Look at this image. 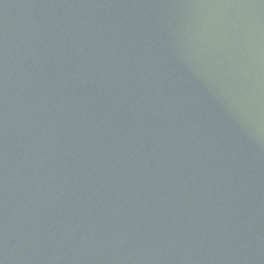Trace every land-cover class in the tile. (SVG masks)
<instances>
[{
    "label": "water",
    "instance_id": "95a60500",
    "mask_svg": "<svg viewBox=\"0 0 264 264\" xmlns=\"http://www.w3.org/2000/svg\"><path fill=\"white\" fill-rule=\"evenodd\" d=\"M0 264H264V0H0Z\"/></svg>",
    "mask_w": 264,
    "mask_h": 264
}]
</instances>
